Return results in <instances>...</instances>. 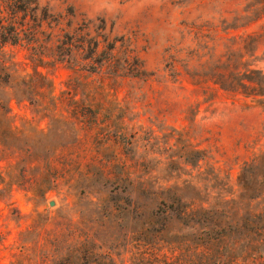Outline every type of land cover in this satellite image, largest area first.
Returning a JSON list of instances; mask_svg holds the SVG:
<instances>
[{"label":"rangeland","instance_id":"rangeland-1","mask_svg":"<svg viewBox=\"0 0 264 264\" xmlns=\"http://www.w3.org/2000/svg\"><path fill=\"white\" fill-rule=\"evenodd\" d=\"M4 67L16 126L66 147L44 196L41 160L0 161V264H183L185 210L218 209L226 230L264 215V0H0Z\"/></svg>","mask_w":264,"mask_h":264},{"label":"trees","instance_id":"trees-1","mask_svg":"<svg viewBox=\"0 0 264 264\" xmlns=\"http://www.w3.org/2000/svg\"><path fill=\"white\" fill-rule=\"evenodd\" d=\"M14 40L8 39L5 42H14ZM85 48L83 50H86L88 53L87 60L96 62L99 55L102 54L99 50L100 42L95 41V38L88 37ZM109 49L114 50V46ZM110 56H107L106 61L110 60ZM4 68L0 69L1 82L9 84L10 81L19 79L18 75L9 72L6 67ZM139 75L141 76V74ZM140 76L138 77L140 78ZM22 85L27 93L33 91L31 88L33 87L36 93L34 99L41 104L46 105L50 101L54 102L55 105L57 104L58 98L52 91H49L50 96L48 97L45 92L34 86L32 82L28 84L23 83ZM60 117H58L59 121L64 125L67 122V117L64 115ZM84 120H87L86 117ZM31 122L26 121L23 127L16 126L9 107L4 105L0 100V161L12 162L14 159H17L16 155L19 153L25 154L24 156L28 158L35 156L37 160H41L45 170L51 173L50 178L46 181L47 183L43 181L45 185L38 188L44 196L50 190L55 189L59 180L56 175L57 168L53 165L51 158L53 155L55 156L60 148H65L66 144H63L59 139H54V137L44 130L37 129ZM93 122L97 124L98 118H93ZM21 145H24V148H21ZM191 156L184 159L185 163L190 166L196 167L200 161L204 160L203 151L198 149L192 150ZM23 161L22 157L16 161L14 166H18ZM119 180L121 181V179ZM16 185L15 182L8 184L11 192L12 188ZM143 187L145 191H150L153 186L144 183ZM160 188L161 191L166 192L163 202L167 203L169 209L179 210L185 206L182 200L183 197L179 198L176 194L168 193L169 189L167 187ZM218 213V209L200 207L196 211L190 210V213L188 210H185L182 216L179 217L180 222H187L186 220H189L188 224L184 225L192 231L191 239L186 241L190 245L188 247L191 249L184 256L186 259L183 261V264H264V215L258 212L241 217L236 221L235 227L227 228L226 230L218 222L210 218L211 214L217 220L219 217ZM185 217H187L186 220Z\"/></svg>","mask_w":264,"mask_h":264}]
</instances>
